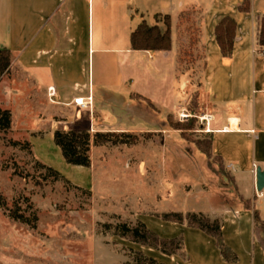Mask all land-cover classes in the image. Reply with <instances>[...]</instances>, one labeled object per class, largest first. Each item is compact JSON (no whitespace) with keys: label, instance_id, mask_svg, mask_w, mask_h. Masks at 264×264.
<instances>
[{"label":"crops","instance_id":"0c3cea01","mask_svg":"<svg viewBox=\"0 0 264 264\" xmlns=\"http://www.w3.org/2000/svg\"><path fill=\"white\" fill-rule=\"evenodd\" d=\"M244 1L0 0V49L12 51L11 69L18 67L38 88L43 101L40 112L47 118L36 127L46 130L29 138L36 158L89 190L96 188L95 159L81 180H73L65 173L73 165L67 164L63 155L60 158L56 149L47 152L45 138L54 141L58 129L88 131L92 136L124 130L120 116L114 111L107 116L101 110L116 97L138 100L154 108L161 118H168L184 110L190 95L198 90V118L210 136L213 156L221 160L234 180L238 203L206 205L196 212L181 213L221 219L225 243L246 260L245 264H264V248L255 236L253 212L245 210L240 200H251L264 222V189L257 190V170H264V48L259 45L264 0H250L248 13L240 11ZM188 13L201 18L196 42L189 43L187 32L181 33V20ZM166 17L171 22V50L132 48V33L143 21L165 32ZM224 17L237 23L232 58L223 57L215 36V28ZM188 47L194 52L203 48L200 69L197 57L190 68H183L182 53ZM90 96L87 108L73 104L76 97L88 101ZM98 147L92 146L91 157ZM172 212L177 211L168 209L158 214ZM178 225H161L159 234L171 239L182 233L186 259L143 245L135 251L160 264H228L213 237L200 229ZM123 262L120 256L117 264Z\"/></svg>","mask_w":264,"mask_h":264},{"label":"rangeland","instance_id":"374dc122","mask_svg":"<svg viewBox=\"0 0 264 264\" xmlns=\"http://www.w3.org/2000/svg\"><path fill=\"white\" fill-rule=\"evenodd\" d=\"M200 23V15L194 13L182 18L181 33L187 32L189 43L197 41ZM195 57L201 60L200 69L203 48L184 49L183 68H190ZM112 100L101 110L107 116L112 111L120 116L125 129L116 132L131 137H115L117 144L94 149L96 188L89 190L61 173L64 178L56 179L42 168L40 163H46L26 145L31 136L46 130L36 127L47 118L40 112V92L15 65L1 77L0 105L12 111L13 125L7 132L0 131V264H117L120 256L125 259L122 264H135L139 260L135 249L141 244L116 234L119 223L135 225L141 220L160 236L161 225L174 222L164 221V213L158 211L196 212L206 205L238 203L230 173L218 157L206 154L210 136L198 118V90L190 95L184 110L168 118L138 100ZM180 124L187 125L186 129H179ZM123 139L128 143H119ZM43 147L47 152L56 149L62 158L48 137ZM68 167L71 171L66 175L76 181L89 170ZM13 214L24 215L28 222L15 220ZM179 236L184 238L182 233ZM235 253L236 263L223 261L245 264Z\"/></svg>","mask_w":264,"mask_h":264},{"label":"trees","instance_id":"16d2710c","mask_svg":"<svg viewBox=\"0 0 264 264\" xmlns=\"http://www.w3.org/2000/svg\"><path fill=\"white\" fill-rule=\"evenodd\" d=\"M251 2L245 0L240 7L242 12H250ZM167 30L163 32L159 26H150L146 21H143L132 33L131 43L134 50L140 51H169L172 48V34H171V22L169 17L165 18ZM237 23L231 17H224L215 28V36L217 43L220 47L221 53L224 58H232L234 50V42L236 39ZM259 45L264 48V17L261 19L260 32H259ZM264 52V49H263ZM13 61V53L9 49H0V79L3 75L7 74L11 70ZM12 112L9 109H4L0 105V131L7 132L12 128ZM194 120H192V123ZM179 129H186L187 125L180 124ZM192 126V125H189ZM191 128V127H190ZM115 137L129 138V133H95L92 134L88 131H65L58 129L54 133L55 145L61 150L62 155L69 165L91 167V148L92 146H101L104 144L112 143L117 144L114 141ZM119 143L127 144L128 141L122 140ZM20 143H14L19 145ZM32 147L31 143L26 144ZM208 156H212V142L209 140L208 148L206 151ZM221 161V160H220ZM42 168L46 169L56 179L64 178L54 168L40 163ZM244 205L245 210L253 212L255 236L264 248V222L260 217V213L255 209L251 200H245L240 197ZM0 205H3L2 197L0 195ZM15 220H20L27 223V219L22 214H13ZM164 221L179 223L186 225L190 228L200 229L207 235L213 237L216 240V246L219 249L224 261L228 263H236L238 256L233 252L225 243L223 237V222L221 219L212 220L203 213H167L161 215ZM107 229L111 228V225H105ZM118 234L121 237L129 238L131 241L143 246L153 248L165 255L174 256L182 255L186 259L184 254V240L182 237L165 239L158 234L148 229L145 223L141 220H137L135 225L123 222L119 223L116 227ZM139 260L135 264H158L156 260L150 257L144 256L142 253H137Z\"/></svg>","mask_w":264,"mask_h":264},{"label":"built area","instance_id":"2783aa9c","mask_svg":"<svg viewBox=\"0 0 264 264\" xmlns=\"http://www.w3.org/2000/svg\"><path fill=\"white\" fill-rule=\"evenodd\" d=\"M88 101L85 100L84 97H76L73 100V104L80 107V108H87L91 105V96L87 98Z\"/></svg>","mask_w":264,"mask_h":264},{"label":"water","instance_id":"95a60500","mask_svg":"<svg viewBox=\"0 0 264 264\" xmlns=\"http://www.w3.org/2000/svg\"><path fill=\"white\" fill-rule=\"evenodd\" d=\"M264 189V170L259 168L257 170V190L262 191Z\"/></svg>","mask_w":264,"mask_h":264}]
</instances>
